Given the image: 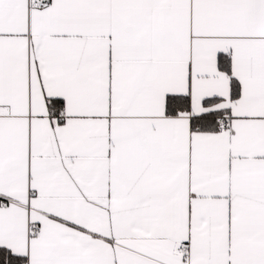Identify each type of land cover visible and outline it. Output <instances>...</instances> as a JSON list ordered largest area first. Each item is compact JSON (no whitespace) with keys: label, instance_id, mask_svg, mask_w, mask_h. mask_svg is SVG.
I'll return each instance as SVG.
<instances>
[{"label":"snow or ice","instance_id":"snow-or-ice-1","mask_svg":"<svg viewBox=\"0 0 264 264\" xmlns=\"http://www.w3.org/2000/svg\"><path fill=\"white\" fill-rule=\"evenodd\" d=\"M0 264H264V0H0Z\"/></svg>","mask_w":264,"mask_h":264}]
</instances>
